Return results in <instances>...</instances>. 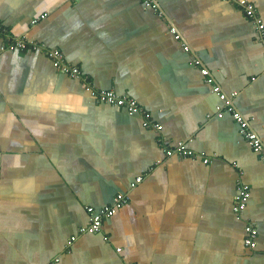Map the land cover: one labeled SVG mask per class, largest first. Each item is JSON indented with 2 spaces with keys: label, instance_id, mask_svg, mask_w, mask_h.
<instances>
[{
  "label": "crops",
  "instance_id": "obj_1",
  "mask_svg": "<svg viewBox=\"0 0 264 264\" xmlns=\"http://www.w3.org/2000/svg\"><path fill=\"white\" fill-rule=\"evenodd\" d=\"M249 1L264 21V0ZM154 2L159 11L144 0H0L12 34L60 49L96 88L134 97L166 144L197 154L166 156L139 114L97 102L40 50L1 51L0 38V264H264V42L230 2ZM194 59L237 92L232 106L262 152L230 110L218 114L222 101ZM118 193L128 202L67 250L88 206Z\"/></svg>",
  "mask_w": 264,
  "mask_h": 264
},
{
  "label": "built area",
  "instance_id": "obj_2",
  "mask_svg": "<svg viewBox=\"0 0 264 264\" xmlns=\"http://www.w3.org/2000/svg\"><path fill=\"white\" fill-rule=\"evenodd\" d=\"M230 2L231 4L241 8L245 15L251 19L257 26L258 34L260 39L264 42V21L260 16L258 9L255 4L249 0H223ZM146 6L154 8V10L159 11L157 4L154 0H144ZM160 13V12H159ZM161 14V13H160ZM33 22H36L34 20ZM172 33L176 35L177 39H180L179 34L176 33L175 28H171ZM0 38L3 40V45L1 46V51H15V50H40L45 53L53 62L56 69L68 75L71 78L78 79L82 81L85 86L90 90L92 96L97 102L107 103L113 106L124 108L130 114H139L142 117V125L145 128H150L155 130L158 133V143L164 148L166 156L177 155L182 158L195 157L197 156L196 152L186 145L184 141L178 142L175 146H170L166 144L165 137L162 134L163 124L154 119L153 113L148 110L144 105H142L134 97L127 95H121L113 89H99L96 88L93 81L88 75H86L79 66L70 63L64 53L58 48H49L44 44L36 40H31L25 36H15L12 34L9 29L0 24ZM185 50L189 51L190 48L188 45L183 43ZM193 64L200 66V71L205 77V81L212 86V91L216 93L219 99L222 101V104L218 105V114L221 115L222 111L227 109L230 110L233 114V117L237 120L240 125L242 134L248 139L250 145L257 152L263 151L262 140L258 134L250 129V123L244 116L232 106V100L236 96L237 92H231V94L223 91L221 86L215 81L213 76H211L210 71L206 67L201 66V61L199 59H194ZM264 160V153L262 154ZM209 158H204V162H209ZM142 176H139L136 179V182L132 184L135 186L137 183L142 181ZM248 201V186H241L240 191L236 196V204L234 206V211L237 215L242 214L246 208ZM128 202V197L123 193H118L113 202L107 204L100 210L95 209L92 206H88L87 211L89 214V222L86 226H82L77 234H74L67 241V250H70V247L77 240L79 235L86 233H97L101 232L103 229L104 220L108 217H112L115 213L122 208ZM247 236L245 238V244L250 247L256 246V236L258 234L257 229L252 225L248 224L246 227ZM59 257L55 259L58 261ZM54 264V263H51Z\"/></svg>",
  "mask_w": 264,
  "mask_h": 264
}]
</instances>
